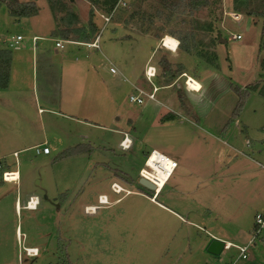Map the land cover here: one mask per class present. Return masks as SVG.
Returning a JSON list of instances; mask_svg holds the SVG:
<instances>
[{"label": "rangeland", "instance_id": "374dc122", "mask_svg": "<svg viewBox=\"0 0 264 264\" xmlns=\"http://www.w3.org/2000/svg\"><path fill=\"white\" fill-rule=\"evenodd\" d=\"M103 3H89L90 22L100 11L110 17L100 34V52L80 46L70 56L72 47L65 46L48 74L39 65L33 79L25 64V76L12 71L11 92L0 91V264H67V244L73 264H264V239L251 246L246 261H237L234 248L219 256L206 251L213 236L246 245L256 215L264 216V98L253 93L240 118L223 130L237 101L230 88L264 84V0H113L118 5L112 11ZM244 3L238 21L224 16ZM66 13L67 8L54 12L57 33L66 26L60 22ZM47 15L48 9L42 10L41 17ZM16 21L0 7V49L18 56L20 48L8 47L11 39L24 37L21 48H31L29 26L44 25ZM235 26L244 31L241 41L227 34ZM164 40L178 42V50L164 48ZM146 64L155 69L151 84L142 74ZM112 65L116 75L110 73ZM184 74L200 87L211 81L200 123L189 115L169 119L170 109L178 115L187 109ZM152 86L159 89L155 103L128 101L133 87ZM43 134L49 157L14 153L40 146ZM125 135L128 149L120 147ZM76 147L83 152L69 156ZM152 151L177 167L158 198L166 209L153 204V191L138 184ZM16 171L20 181H3L4 173ZM110 184L148 199L136 206L137 199L124 189L119 197L110 194ZM98 194L110 203L112 197L127 199L85 214L79 205H97ZM31 195L38 207L24 210ZM129 204L142 209L140 216ZM32 247L38 256L25 259V249Z\"/></svg>", "mask_w": 264, "mask_h": 264}, {"label": "crops", "instance_id": "0c3cea01", "mask_svg": "<svg viewBox=\"0 0 264 264\" xmlns=\"http://www.w3.org/2000/svg\"><path fill=\"white\" fill-rule=\"evenodd\" d=\"M33 2H34L36 9H37V15L34 17H30V18H16V20H18L16 22H18L17 24L20 25L22 23V21L27 22V23H33L35 20H37V24L38 25H44V27L41 28L38 26L37 28H35V26H31V25L29 26L30 29H31V27L33 29V32H32L33 37L31 38V41L29 42L31 48H29V46H27L25 48H21V46L18 47L21 50V53L18 54L20 60L16 59V57H18V56H15V54H11L10 66H9L10 72H9V78H8V86H7L6 90H0V91L8 92V93L11 92V89H12L11 88L12 87V83H11L12 71L19 72L22 76H25V72L28 71L29 66H31V71H32L31 75H32V78L34 79V76H35L34 70L37 68V66L40 65L42 67V69L45 72H47V74H48V72L52 71V67L57 65L58 57H59V54H58L59 51H64L65 46H71L72 48L69 49V55L70 56L74 55L76 51H78V52L80 51V48H79L80 46H84V44L91 43L95 36L100 35L101 32H103V29L106 25L105 21H104V19L106 17H103V15H105V13H107L108 11L107 12H101L100 11L101 15H99V17H97V16L93 17L92 16L93 21L90 22L91 19H89V16L91 17L92 13L89 11V3H87L88 1L86 2L85 0H63V2H62L63 5H66L67 11H68V9L70 11H68L66 13L65 17L60 16V18H65V19H62L60 22H63V23L65 22L66 28L64 27L62 29V31L57 33L56 30H57V26L59 24V21H58V23L55 22L56 18L54 16V13L52 12V10L48 6L49 4L47 3V0H43V1H41V0H19V3L22 5L27 4V3H33ZM116 6L114 7V9L116 8ZM45 9H48V12L50 15L41 17V12H42V10H45ZM65 12H66V10H65ZM101 19L103 21V24H101V22H102ZM109 23H110V21H109ZM76 25H77V27H76ZM80 28L83 30V34H81L82 31H80ZM88 33H89V35H88ZM79 35L82 36V38L80 39L81 41L71 42L72 41L71 39H75ZM111 37H113V41H118L117 40L118 38L116 37V33H113L111 35ZM59 40H61L63 42V45H64L63 50H59V49L55 48V42L59 41ZM99 40H100V38H99ZM23 41H24V37H23ZM89 41H91V42H89ZM109 42H112V39H110ZM29 43H27V44H29ZM51 44L53 45V48L50 46ZM18 48H16V49H18ZM87 49H89V48H87ZM0 50H5V49H0ZM81 50L83 51L85 49H81ZM93 51H95V50H93ZM116 56L120 57V54H117ZM183 59L186 62L185 58H182V60ZM22 62H27V63H22ZM25 64H27L28 70L23 69ZM72 64H74V63H72ZM149 66H151V65H149ZM90 67H94L92 65V63L90 65ZM147 67L148 66L146 64V66H144V68H143V72H142L143 76H144V73H145V70ZM140 79H141V72L137 75L135 81L140 80ZM210 82L206 85L201 84L202 88L199 92H189L190 95L188 97L182 96V100L184 102H186V103H182V104H184V106L187 107V109H186L185 107L183 108L182 106H179V108L182 107V113H179V115H178V112L176 113V111H173V109L169 110V112L171 113L170 115L174 116L173 117L174 121H175V118H179V117L182 120H187L186 118H188V115H189V117L191 119H193L194 122L196 121V122L200 123L199 118L203 119V112L200 109V107H201V104L203 103L204 94L207 91ZM35 84H36V82H35ZM133 88H136V87H133ZM137 89H139V88H137ZM197 93L199 95L200 94L201 95L199 97H197ZM146 104H148V103H146ZM39 111L42 112L41 109ZM209 120H210V115L206 118V127L208 126ZM43 135H44L43 144H46V146H48L47 137L45 134H43ZM40 145H42V144H40ZM37 146H39V145H35V146L30 145L28 147H25V148L19 150L18 152H14V153H18V155H21L22 152L31 151L32 148L37 147ZM51 152L52 151L50 150L49 155H47V156L43 155V157H49L51 155ZM40 156L41 155H39V157ZM68 159H69V157H68ZM49 162H51L50 165L52 166V164L54 163V160H49L48 163ZM16 173H18V171H16ZM173 173H172L171 177L173 176ZM18 177H19V181H20V174ZM169 180L167 181V183L169 182ZM114 183L120 187V185L116 182H113L112 184H114ZM167 183H165V186ZM9 185H12V184H9ZM110 186H111V184H110ZM110 186H109V193L115 197H119L118 195L113 194L110 191ZM121 187L124 189V190L123 189L122 190L125 191V194L129 193V195H127V197L133 196L135 199H137V203H135L134 205H138V203H140V201H144V200L148 199L145 196V194L139 193V191H135V190H131V189L129 190L127 187H123V186H121ZM164 187H163V189H164ZM163 189H161L160 193H158V195L156 196V198L154 199V201L152 203L156 204L157 206H159L163 209H166V207L164 205H162L161 203H158V198L160 197ZM101 196H103V195L98 194V196L95 199V202L97 201L96 202L97 205H93V204L91 205L90 203L89 204L84 203V204H80L79 206L82 207V205H83V208H81V209H83L84 212H85L87 207H97L98 206V199ZM30 197H32V195L27 196V198L25 200V204H27V205L24 206V210L33 211V209H34V208L33 209L28 208V203L32 199ZM115 197H112V199H114V200L111 202V206L118 204V203H121V202H125V200L127 199L125 197V195H122L121 198H115ZM55 200L56 199H54V201ZM82 200H84V199H82ZM149 201H150V199H149ZM64 203H65L66 209H68L67 207H69V194H66V196L64 197ZM38 204H39V200H38ZM38 204H36L35 208L38 207ZM134 205L129 204V206L127 208H129L131 211V207ZM101 208H103V207H101ZM85 214H87V213L85 212ZM55 238H57V237H55ZM213 239L223 241V243H226V244H232L230 241H225V240H222V239L214 237V236H213ZM66 247H67V249H66L67 264H73V262L69 263V252L67 253L69 244H67ZM33 248L34 247L26 248L25 250L33 249ZM260 250H262V249H260ZM25 256H26L25 259L32 258V257H29L27 255H25ZM257 258H258V256H257ZM76 263H77V260H76Z\"/></svg>", "mask_w": 264, "mask_h": 264}, {"label": "built area", "instance_id": "2783aa9c", "mask_svg": "<svg viewBox=\"0 0 264 264\" xmlns=\"http://www.w3.org/2000/svg\"><path fill=\"white\" fill-rule=\"evenodd\" d=\"M224 16L226 18H231V20L234 22L238 21L241 17L240 14H237L234 12L224 13ZM104 21H105V24L109 23L110 17H106L104 19ZM243 33H244L243 29L241 27H237V26H235L232 29H230L229 31H227V34L230 37L231 41H234V42L241 41ZM99 38H100V35L95 36L91 43L84 44V46L91 49V50H95L97 52H100V40H99ZM22 41H23V39L21 36H16L15 38H12L9 45H8L9 49H14L16 47H19L20 44L22 43ZM175 43L176 44H174V47L171 48V50H170L173 53L178 50V42H175ZM165 46L166 45H165V40H164L163 41V47L165 48ZM55 48L59 49V50H63L64 49L63 42L62 41H56L55 42ZM167 50H169V49H167ZM110 73L112 75H116L117 72H116L114 67L110 68ZM144 75H145V79H146L147 83L151 84L152 80L155 79L154 67L148 66L145 70ZM181 79H185V81H184V90L185 91H187V92H199L200 91V89L198 91H196V89H194V91H191L193 89H190V87H189L190 77L188 78L187 75H185V74L182 75ZM195 82H197V81H195ZM158 91H159V89L154 87V86H152L151 90H143V89L135 88L134 93L129 95L128 101L130 103L136 104V105H145L146 103H155L157 101L156 100V94L158 93ZM127 141H129V139L125 135L124 139L120 143V147L122 149H128L129 148V147H126ZM129 145H130V143H129ZM31 151H34L35 156H39V155H46L47 156L50 153V149L46 146V144H42L40 146L34 147L31 149ZM148 160H149V158H147V161L145 163V169H148V170L139 171V177H140L139 179H144V180L150 182L151 184H153L155 186V191H153V197L151 199V201L153 202L155 197L158 195V193H160L162 186L165 183H167V181L171 178L172 173L176 169V163L173 162L172 160H170V161H172L171 171L169 172L167 179L163 182V184L159 185V183L157 181H155L153 179V177H150L153 170L147 166ZM6 174L7 173L3 174L2 179L4 182L7 183L8 181L6 179ZM115 187H116V185L111 186V189H113V191L115 192L114 194L120 195V191H117ZM28 206H29V203H28ZM108 206H111V203L108 201V199L105 196H101L98 199V206L92 207V209L88 207L89 209L86 208L85 212L87 214L91 215V214H94V212L97 209H99L100 207H108ZM131 212L134 216H140V214L142 213V209L140 211H138V213H137V210H134V206H133V207H131ZM254 224H255L254 233L252 234L251 238L246 243V245H244V246H233L232 244H225V250H228L231 248H234L237 250V252H238L237 261H246L248 259L247 253H248L249 249L251 248V246L256 241H261L262 239H264V216L261 214H257L255 217V220H254ZM25 252H26V255L30 256V249L25 250Z\"/></svg>", "mask_w": 264, "mask_h": 264}, {"label": "trees", "instance_id": "16d2710c", "mask_svg": "<svg viewBox=\"0 0 264 264\" xmlns=\"http://www.w3.org/2000/svg\"><path fill=\"white\" fill-rule=\"evenodd\" d=\"M91 4H95L97 0H86ZM50 9L54 13L55 11L58 13H64L66 10V5H63V0H47ZM113 0H106V3H103L107 10H114V5L112 4ZM237 4V3H236ZM235 4V6H236ZM6 6V8L9 11V14L13 18H30L37 15V9L34 3H27V4H20L18 0H0V7ZM247 4L244 3L242 7H235L234 13L239 14L242 9H246ZM68 12V11H67ZM249 16H255V14L248 13ZM264 33V32H263ZM188 49L185 48L184 51L186 52ZM10 59L11 54L7 50H0V90H6L8 86V78H9V66H10ZM166 67L168 68L169 72H172L170 70V67L164 62ZM231 92L237 97L236 104L234 106V109L231 113L230 119L226 123V126L223 130L225 132L227 129L236 122L249 99V97L253 93H257L259 96L264 98V84L260 88L258 83H254L251 86L240 88V87H232L230 88ZM169 119L173 120V115H169ZM83 151L78 150V147L69 150V156L76 154L79 155ZM153 195V194H152Z\"/></svg>", "mask_w": 264, "mask_h": 264}, {"label": "bare ground", "instance_id": "6f19581e", "mask_svg": "<svg viewBox=\"0 0 264 264\" xmlns=\"http://www.w3.org/2000/svg\"><path fill=\"white\" fill-rule=\"evenodd\" d=\"M174 44L175 43L170 41V40H165V45H166L165 48L166 49L171 50V48L174 47ZM189 87H190V89H193L191 91H194V89H196V91H198L199 89L201 90L200 85L197 82H195L192 78H190V80H189ZM129 143H130L129 141L126 142V147H129L128 146ZM148 158H149V160H148L147 166L153 170L150 177H153V179L155 181H157L159 183V185L163 184V182L167 179L169 172L171 171L172 161L168 160L167 157L163 156L162 154H160L157 151H152L150 153V155L148 156ZM18 176H19V174L16 172L7 173L6 174V179L8 181L7 183L14 185L15 184L14 182L15 181L17 182L19 180ZM164 185L162 186V188L164 187ZM116 190L122 192V190H120V189L116 188ZM37 202H38V199L33 197L29 202L28 208H30V209L35 208ZM137 213H138V210H137ZM30 256H32V257L38 256V252L36 251L35 248L30 249Z\"/></svg>", "mask_w": 264, "mask_h": 264}, {"label": "water", "instance_id": "95a60500", "mask_svg": "<svg viewBox=\"0 0 264 264\" xmlns=\"http://www.w3.org/2000/svg\"><path fill=\"white\" fill-rule=\"evenodd\" d=\"M225 41L221 40L220 43H224ZM139 186L143 187L144 189L154 191L155 186L151 184L150 182L144 180V179H139L138 181ZM225 248V243L218 241L216 239H213L209 245L207 246V253L214 255V256H219L220 253L224 250Z\"/></svg>", "mask_w": 264, "mask_h": 264}, {"label": "flooded vegetation", "instance_id": "af4514ba", "mask_svg": "<svg viewBox=\"0 0 264 264\" xmlns=\"http://www.w3.org/2000/svg\"><path fill=\"white\" fill-rule=\"evenodd\" d=\"M28 256V255H27Z\"/></svg>", "mask_w": 264, "mask_h": 264}]
</instances>
